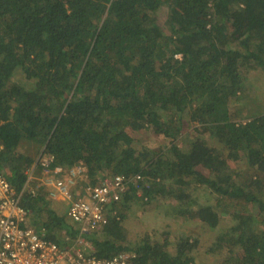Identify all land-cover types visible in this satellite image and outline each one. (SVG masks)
<instances>
[{"label":"trees","instance_id":"obj_1","mask_svg":"<svg viewBox=\"0 0 264 264\" xmlns=\"http://www.w3.org/2000/svg\"><path fill=\"white\" fill-rule=\"evenodd\" d=\"M256 81L264 83V0H0V175L21 193L30 225L61 248L78 234L66 204L44 186L22 191L42 150L62 178L84 166L77 192L143 176L142 195L131 189L115 205L119 220L85 236L96 257L264 264ZM149 129L168 142L138 145L132 134ZM166 200L174 232L131 239V208ZM221 214L231 225L217 233ZM186 224L201 235L181 231Z\"/></svg>","mask_w":264,"mask_h":264},{"label":"built area","instance_id":"obj_2","mask_svg":"<svg viewBox=\"0 0 264 264\" xmlns=\"http://www.w3.org/2000/svg\"><path fill=\"white\" fill-rule=\"evenodd\" d=\"M36 171L40 179L36 178ZM62 174V168L53 166V156L42 150L26 171L22 191L33 194L35 188L44 186L51 199L66 204V216L78 229L76 239L66 248L46 239L42 231L30 225L31 215L20 204L21 193L0 175V264H140L124 252L108 258L96 257L85 236L101 231L111 217L119 220L115 205L131 189L137 196L142 195L143 176L115 175L94 185L86 184L77 192V185L86 179L84 166L70 168L64 178Z\"/></svg>","mask_w":264,"mask_h":264},{"label":"rangeland","instance_id":"obj_3","mask_svg":"<svg viewBox=\"0 0 264 264\" xmlns=\"http://www.w3.org/2000/svg\"><path fill=\"white\" fill-rule=\"evenodd\" d=\"M164 15V12L161 14V20ZM18 77V76H17ZM256 85V96L255 102L251 104V113L255 114L260 110V106H264V83L254 82ZM260 105V106H258ZM191 130V129H190ZM189 130V131H190ZM135 141L138 145L148 146L150 148H157L160 145L166 144L168 142L167 139L163 138L161 135L156 134L152 129L142 132H135L132 134ZM239 168H243V164L237 163ZM40 173H36V178L40 179ZM78 190V189H77ZM79 192V191H78ZM139 205L133 206L129 211V216L125 222L126 227L128 229L129 235L131 239L135 240V237H138L145 233L146 231L152 233L154 238L160 236L162 231H172L176 229L178 226V220H172L169 215V210L167 207L169 204H172L169 200H166L164 203L156 204L155 202L146 205L142 211L139 209L142 207L140 203ZM231 225V220L228 215L221 214L220 215V224L217 233L228 228ZM181 231L194 236L201 235V229L199 225L195 224H186L182 225L180 228ZM208 238H203L201 241L202 245H206Z\"/></svg>","mask_w":264,"mask_h":264},{"label":"crops","instance_id":"obj_4","mask_svg":"<svg viewBox=\"0 0 264 264\" xmlns=\"http://www.w3.org/2000/svg\"><path fill=\"white\" fill-rule=\"evenodd\" d=\"M36 173H38V172L36 171Z\"/></svg>","mask_w":264,"mask_h":264}]
</instances>
